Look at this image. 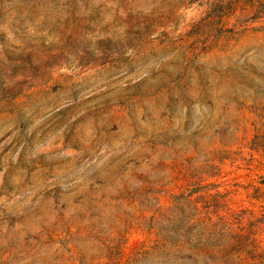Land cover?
<instances>
[{"label": "rangeland", "instance_id": "374dc122", "mask_svg": "<svg viewBox=\"0 0 264 264\" xmlns=\"http://www.w3.org/2000/svg\"><path fill=\"white\" fill-rule=\"evenodd\" d=\"M179 2L52 0L47 25L23 35L22 25L31 14L30 0H7L5 8H0V38L7 36L10 44L16 41V56L25 59L14 62L11 48L0 52V144L4 145L0 167L10 168L8 154H15L14 146L19 148V136L13 133L23 109L41 98L50 102L33 120L34 131L43 139L38 147L54 149L57 143H65L66 129L74 124V139L95 133V125L88 119L95 107L89 103L95 99L93 91L85 92L82 106L73 109L71 92L76 84L100 77L94 88L108 90L112 98H118L126 82L107 79L118 65L126 71L129 63L144 56L177 48L187 50L189 61L199 57L213 67L237 45L264 41V0H191L173 10ZM179 55L163 59L173 61L169 66L174 67ZM248 60L264 66V50L254 51ZM159 64L156 59L142 71L151 73ZM104 94L99 93L101 97ZM246 94V89L240 90V95ZM107 110L117 121L128 118L123 100ZM239 111L238 137L218 136L211 149L206 147L202 153L193 150L159 169H150L162 173L160 182L140 184L131 177L129 189L138 193L134 199L110 201V206L100 208L98 218L85 211L86 219L69 226L72 234L99 237L91 241L96 258L90 264H130L137 245L155 243L160 239L158 225L167 226L176 218L180 197L185 198L190 215L195 209L193 223L217 230L229 247L241 249L233 258L237 264H264V143L257 147L264 130V101L247 104ZM65 113L69 115L62 126ZM9 140L11 143H6ZM67 155L76 157L77 153L69 151ZM206 165L211 173L197 175L193 171ZM17 175L23 179L19 171ZM101 224L112 232L111 237L97 228ZM121 238L126 241L123 255L113 260L109 255L116 248L112 240ZM8 259L0 258V264H8Z\"/></svg>", "mask_w": 264, "mask_h": 264}, {"label": "clouds", "instance_id": "9594fccd", "mask_svg": "<svg viewBox=\"0 0 264 264\" xmlns=\"http://www.w3.org/2000/svg\"><path fill=\"white\" fill-rule=\"evenodd\" d=\"M190 3L180 0L172 8ZM6 4L7 0H0V8ZM51 5L52 0H30L31 14L22 25L23 35L47 25ZM16 43L10 44L7 36L0 38V52L11 48L14 62L25 59L16 56ZM258 50H264V41L237 45L213 67L199 57L189 61L186 49L154 52L129 63L126 71L118 65L108 74L110 82L113 78L126 82L118 98H112L108 90L94 88L100 77L84 80L72 89V107L78 110L81 96L93 91L95 99L89 103L95 107L88 119L95 125V133L74 139V124L66 129L65 143H57L54 149L38 147L43 139L33 124L50 101L41 98L25 107L13 133L19 136V148L14 146L15 154H8L10 168L0 167V258L9 257L8 264H90L96 258L91 241L99 237L72 234L69 226L86 219L85 211L98 218L100 208L110 206V201L134 199L138 193L129 189L131 177L140 184L160 182L162 173L150 169H159L193 150L202 153L206 147L211 149L218 136L238 137L239 109L264 101V66L248 60ZM177 52L179 58L170 67L173 61L163 58ZM156 59L160 64L155 71H142ZM241 89L247 94L240 95ZM100 92L105 93L103 97ZM101 100L104 103H99ZM121 100L128 118L117 121L107 108ZM68 115L61 117L62 126ZM261 143L264 130L257 147ZM3 149L0 144V153ZM69 151L77 156H68ZM18 171L23 179L18 178ZM193 171L203 175L212 169L206 165ZM174 215L167 226L158 225L159 240L137 245L130 264H201V258L203 264H237L233 258L241 249L229 247V241L217 230L193 223L195 209L190 215L184 197L177 198ZM97 228L112 236L105 225ZM121 233L123 237L122 226ZM112 243L116 248L109 255L117 260L126 241L121 238Z\"/></svg>", "mask_w": 264, "mask_h": 264}]
</instances>
